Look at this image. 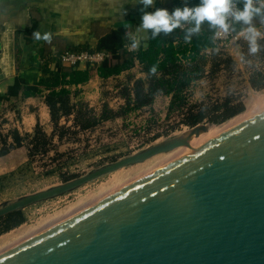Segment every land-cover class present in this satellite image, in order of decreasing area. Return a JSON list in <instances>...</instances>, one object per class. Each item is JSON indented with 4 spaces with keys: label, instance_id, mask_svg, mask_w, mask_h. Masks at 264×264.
Instances as JSON below:
<instances>
[{
    "label": "water",
    "instance_id": "obj_1",
    "mask_svg": "<svg viewBox=\"0 0 264 264\" xmlns=\"http://www.w3.org/2000/svg\"><path fill=\"white\" fill-rule=\"evenodd\" d=\"M207 127L24 196L0 219L190 146ZM0 264H264V112L3 252Z\"/></svg>",
    "mask_w": 264,
    "mask_h": 264
},
{
    "label": "rangeland",
    "instance_id": "obj_2",
    "mask_svg": "<svg viewBox=\"0 0 264 264\" xmlns=\"http://www.w3.org/2000/svg\"><path fill=\"white\" fill-rule=\"evenodd\" d=\"M240 51L243 56V43ZM214 53H209L205 77L193 83L185 92V105L179 110L170 111L171 97L164 95L158 96L149 107L128 110L135 82L139 79L146 80V75H141L140 69H134L129 74L101 82L98 85L97 94L87 91L81 95L79 92H74L72 101L77 105V110L81 106L87 110L88 116L84 119L89 117L99 119L105 110L120 115L101 122L90 130L74 127L76 115L68 120L63 119L61 127L66 128L57 131L58 135L64 134L62 140L57 135L53 137V124H51L52 132L46 126H41L48 135V139L46 142L40 139L38 148L33 153L34 156L30 153V142L35 131L33 134H22L23 137L30 136L24 140L22 146V151L26 154L21 152V155H17L15 159L1 165V169H5L17 163L21 164L13 172L0 176V208L24 196L59 186L171 138L184 135L192 129L185 124L190 111L203 110L208 116L202 124L217 127L226 124L229 127V122L247 115L253 96L264 95V90L254 89L249 82L253 67H261L262 63L256 56H252L250 51L247 52L249 57L247 64H238L232 58V62H229L227 61L229 57L218 52ZM228 100L231 102V107L242 108L243 111L224 123H211L210 119L223 115V110L217 111L216 108L223 107ZM132 107L133 105L130 106L131 109ZM3 124L0 121V143L4 138L2 134H6ZM169 155L170 153L155 156L144 163L102 177L57 199L27 208L24 210L25 223L0 235V254L50 227L53 221L55 223L65 219L63 217H69L73 210L80 211L148 176V173L150 175L164 168L153 169ZM147 170L152 172H146ZM0 225L1 229L3 224Z\"/></svg>",
    "mask_w": 264,
    "mask_h": 264
},
{
    "label": "trees",
    "instance_id": "obj_3",
    "mask_svg": "<svg viewBox=\"0 0 264 264\" xmlns=\"http://www.w3.org/2000/svg\"><path fill=\"white\" fill-rule=\"evenodd\" d=\"M240 11L244 8V0H238ZM253 18H264V11ZM246 24L242 21L236 25V30L240 32ZM133 26L132 21H125L118 24L111 33L105 34L99 38L94 47L90 45L72 48L64 53H59L52 58L43 56L44 64L42 66L43 76L38 83L29 84L21 77L15 79L14 84L9 88L10 97H19L27 99L37 97L47 92L46 104L50 109L51 122L54 126L53 137L56 135L60 140L64 134H57L58 130H65L61 127L63 119H69L76 115L74 127L82 130L95 128L99 123L117 118L120 114L104 111L102 116L89 117L84 106L77 110V105L73 104L72 92L73 86H80L88 83L94 78L109 80L121 76L124 72L132 69L135 62L138 61L142 67V72L146 75V80L139 79L135 82L133 97L129 99L128 110H138L149 107L155 99L164 95L171 97L170 111L183 108L186 101L185 92L188 91L193 83L200 81L205 77V68L208 63V52H215L214 32L215 28L209 26L198 33H192L188 41L185 36L188 30L193 28L186 26L174 29L171 33L165 34L160 32L155 38L152 37V30H149V40L147 48L137 47L136 52H130L128 47V37ZM35 28V27H34ZM33 28V29H34ZM30 34V32H29ZM28 35V33H27ZM259 49L252 56H256L262 63L261 67H253L249 82L251 87L256 90H264V37L256 41ZM243 63L247 64L249 57L247 52L250 51V43H243ZM89 52L92 54L102 53L105 55L104 60L93 67L87 66L85 70L80 67H70L62 62V55L65 53ZM214 55H216L214 53ZM227 61L232 62L231 59ZM186 62L187 64H185ZM52 63L54 69H52ZM155 68V72L151 69ZM132 109L130 106H132ZM217 111L223 110V115L219 118L210 119L211 123L221 124L234 116L240 114L243 109L231 107L228 100L223 107H217ZM207 114L201 110L197 112L190 111L186 123L190 127L202 124L207 119ZM13 143L9 144L6 138H2L0 143V158L7 156L12 150L21 148L24 140L29 138L23 137L17 130L11 132ZM48 139V135L38 125L35 135L30 142V153L38 148V143ZM25 223L24 211H18L0 219L3 227L0 229V235L7 233ZM1 226V225H0Z\"/></svg>",
    "mask_w": 264,
    "mask_h": 264
},
{
    "label": "crops",
    "instance_id": "obj_4",
    "mask_svg": "<svg viewBox=\"0 0 264 264\" xmlns=\"http://www.w3.org/2000/svg\"><path fill=\"white\" fill-rule=\"evenodd\" d=\"M200 2L201 0H154L153 5L144 8L139 0H0V33L3 44L0 62L7 78L0 83V121L4 123L6 132L2 137L12 144L11 132L17 130L21 135L33 134L38 125L46 126L52 132L50 109L46 104L47 92L27 99L22 96H9V88L17 77L31 85L41 80L43 56L52 58L79 46L94 47L101 36L111 33L118 24L127 20L133 22L128 37L129 45L135 44L136 47L142 46L146 49L149 30L141 28L143 12L166 8L171 14L176 7H196ZM256 7L264 11V7ZM186 26L194 28L195 23L187 22L184 27ZM209 26L210 22L205 20L199 31ZM249 27H254L260 33L256 41L264 37V18H253L251 24H246L240 31L243 36L242 43L249 42L246 38L249 35ZM34 32H39L42 36L51 33V43L43 39L35 40ZM62 33L71 35L64 36ZM242 43L233 55L238 64H243L240 51ZM51 66L54 69L53 63ZM86 68L80 67L83 70ZM134 69H140L141 75H145L138 61L132 69L122 75L129 74ZM103 81L105 80L94 78L84 85L73 86L70 90L72 94L79 92L82 95L87 91L97 94L98 85ZM22 150V147L17 148L0 158V176L21 166L17 163L1 169L4 162L15 159L21 152L25 155Z\"/></svg>",
    "mask_w": 264,
    "mask_h": 264
},
{
    "label": "clouds",
    "instance_id": "obj_5",
    "mask_svg": "<svg viewBox=\"0 0 264 264\" xmlns=\"http://www.w3.org/2000/svg\"><path fill=\"white\" fill-rule=\"evenodd\" d=\"M139 2L147 8L153 5L154 0H139ZM233 0H201L199 6L176 7L171 14L166 8H157L154 12H143L141 17V28L143 30H152V37L155 38L160 32L165 34L171 33L174 29L181 26V22H194L195 27L188 30L185 40L188 41L192 33H198L200 25L207 20L213 27L219 26L221 30L227 32L229 25L226 23L228 15H232L236 21H242L245 24H251L253 16L261 12V8L254 7V0H244V8L242 11L232 10ZM264 7V0H261ZM143 11V10H142ZM249 35L246 37L250 43V52L256 53L259 46L256 43L257 37L260 35L254 27L247 29ZM35 40L43 39L47 43H51V33H45L43 36L39 32H34ZM136 45L134 44L133 47ZM155 72V68L151 69Z\"/></svg>",
    "mask_w": 264,
    "mask_h": 264
},
{
    "label": "built area",
    "instance_id": "obj_6",
    "mask_svg": "<svg viewBox=\"0 0 264 264\" xmlns=\"http://www.w3.org/2000/svg\"><path fill=\"white\" fill-rule=\"evenodd\" d=\"M262 6L261 0H254V7ZM232 10L237 11L240 10V5L238 0H233ZM226 23L229 25V29L227 32H224L216 26L214 32V44H215V52L222 54L225 57H229V59H234L233 55L236 52L237 48L243 41V36L241 32L236 30V25L239 21H236L232 15H228ZM181 29H184V25L180 26ZM130 52H136L138 48L133 45L128 47ZM210 52H208L209 54ZM105 58V55L102 53L92 54L89 52H81V53H65L62 55V62L70 67H81V66H95L100 64Z\"/></svg>",
    "mask_w": 264,
    "mask_h": 264
},
{
    "label": "bare ground",
    "instance_id": "obj_7",
    "mask_svg": "<svg viewBox=\"0 0 264 264\" xmlns=\"http://www.w3.org/2000/svg\"><path fill=\"white\" fill-rule=\"evenodd\" d=\"M256 96V95H255ZM253 96L254 98H252V100L250 101L249 103V106H248V109L249 110V113L247 115H244V116H241V117H238L236 118L235 120L231 121L228 123V125L230 124L229 127H227L226 125L225 126H208L207 127V130L206 132L200 137V139L196 140L192 145L190 146H186V147H181V148H177L176 150L170 152V155L167 157V158H164L163 159V162H159L160 164L156 167H153V169L155 168L156 169H160L162 167H165L171 163H173L174 161H176L177 159H179L180 157H182L183 155H185L186 153H188L189 151L192 150V148H195L196 146L200 145V144H204L206 142H210L222 135H224L225 133L231 131L232 129L238 127L239 125L245 123L246 121L250 120L251 118L255 117L256 114H260L262 112H264V95L262 96H257L255 97ZM246 118V119H245ZM189 134V131L186 132L184 135L182 136H186ZM161 155V154H160ZM158 156V155H157ZM154 158V157H153ZM152 159V158H151ZM152 170V169H151ZM150 171V170H149ZM148 170L146 172H149ZM152 172V171H150ZM155 172V171H154ZM153 172V173H154ZM143 174V173H142ZM141 174V176H143ZM149 175V173H148ZM124 176V175H123ZM146 176V175H145ZM133 179V178H132ZM135 179V178H134ZM137 180V179H136ZM88 206V205H87ZM90 206V205H89ZM80 208V207H79ZM75 210H78V209H75ZM75 210H73L74 212H76ZM80 210V209H79ZM72 211V212H73ZM74 212L72 214H74ZM78 212V211H77ZM72 214H69V215H72ZM68 216V215H66ZM63 218H67V217H63ZM57 220V219H56ZM60 220V219H59ZM62 220V219H61ZM60 220V221H61ZM54 222V221H53ZM52 222V223H53ZM59 222V221H58ZM51 223V225H52ZM57 223V221L55 222ZM53 223V225L55 224ZM50 225V226H51ZM48 226V225H47ZM44 229V228H43ZM46 229V228H45ZM38 230V229H36ZM38 234V233H36ZM28 236V235H27ZM32 237V236H31ZM28 239V238H27ZM23 240V239H22ZM22 242V241H21ZM15 243V242H14ZM20 243V242H19ZM16 246V245H14ZM3 252V251H2Z\"/></svg>",
    "mask_w": 264,
    "mask_h": 264
}]
</instances>
